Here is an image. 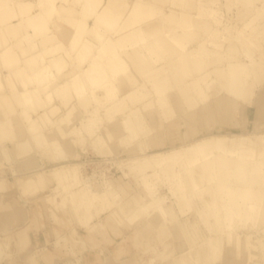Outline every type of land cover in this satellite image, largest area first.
<instances>
[{
	"label": "bare ground",
	"instance_id": "1",
	"mask_svg": "<svg viewBox=\"0 0 264 264\" xmlns=\"http://www.w3.org/2000/svg\"><path fill=\"white\" fill-rule=\"evenodd\" d=\"M163 1L0 0V164L5 157L3 149L11 148L8 150V152H12L11 157L18 159L30 155L34 151V146L28 136L39 141L42 150L46 154L49 153L54 162L58 161L56 165L65 163V160L71 155V146L66 134L67 128L72 122L84 120L82 122L84 133L89 137L95 134L93 131L94 114L91 113L84 117L79 111L78 104L74 101L81 100L79 106L82 108L93 100L101 106H106L119 98L117 97L118 91L122 92L131 85H138L137 71L140 75L149 71L151 74L154 71L157 72L159 66H164L163 64L168 60L170 54H178V67L184 77H192L194 72L197 73L188 81L189 91H183L180 98L181 101H190L192 104L190 107L193 110H196V106L206 102L204 108L206 117L203 116V118L207 120L205 122L209 129L216 126L239 128L237 121L233 119V115H238L241 118L243 125L241 128L244 132L251 130L255 126V121L253 124L249 122L248 117L245 116L244 107L240 104V99L244 96L248 81L256 77L259 72L253 55L245 51V63L231 57V61L224 70L225 85L218 92L217 90L214 92L215 96L212 102H209L208 94L211 84L216 83V80L212 81L210 72L203 71L204 60L210 52L208 45H211L213 50L220 51L224 48L227 38L222 37L219 29H212L209 31L211 38L208 40L205 38L204 40L196 39L191 18L182 13L171 12L173 10L169 11L170 14L168 12L161 19H157L160 15V3ZM216 1L200 0L199 3H207L209 15H212L215 12L209 5ZM166 2L174 7H180L182 4V0H166ZM257 9L258 13L264 11V4ZM203 14L205 12L200 7L198 15L202 16ZM215 22L217 23L216 20ZM172 81V75L167 73L159 79L147 81L144 85L147 90L136 88L128 94L127 99L123 102L127 108L133 104L145 102L141 108L139 106L137 113H134L135 120L133 122L136 125L141 124L138 121L144 118L162 119L164 116H171L170 110L164 106L168 100L166 95L174 87ZM151 91L154 94L153 97L149 96ZM119 101L121 100L119 99ZM119 101L112 104L111 116L115 115L114 112L119 110L122 105ZM157 110L160 111L158 115ZM259 116L258 120L264 123V113L260 112ZM191 119L192 115L189 114L185 117L184 124H187ZM129 135L131 136V132ZM129 135L124 137L127 138ZM195 135L196 131L190 130L187 141ZM223 142V138H217L213 144L214 151L223 156L233 157L237 154L255 153V156L251 157L253 168L250 179L242 176L230 180L233 172L230 173L228 169L224 168L223 174H218L219 171H215L214 168L216 161L206 158L209 165L204 169L206 179L204 182L211 184L216 182L215 179L220 182L218 188L222 190L219 192L225 194L227 202H222V204L212 202L214 205L210 204L209 206L207 204L208 211H212L214 215L202 218L203 216L200 214V218L211 235L219 234L223 236L224 241L220 246L215 244L208 247L202 252V258L197 257L191 262H188L189 260L184 257L164 263L167 257L174 253V248L169 247L164 252L157 253L155 257L149 253L148 263H145L154 264L158 259L160 264H208L209 262H219L218 255L221 253V264H232L233 260H237L238 257L242 259L243 254L255 256L259 258L256 260L257 264H264V137L257 138L250 135L242 137L233 149L227 147ZM203 143L202 141L196 146L185 149L186 153L190 155L184 163L187 167L194 165L198 147ZM152 157V164L156 166L163 164L162 155L155 154ZM23 166L34 169L37 162L35 159H28L25 164L17 166L15 173L13 172L16 177L19 176L14 189L22 198L34 197L43 192L47 183L53 184L54 188L53 193L45 197V199H49V202H54L56 194L61 192L69 194L67 203L62 200L66 205L71 201L78 203L79 199L86 198V195L80 197L71 191L81 182L76 167L69 169L57 167L50 171V176L47 177H43L38 170L34 175H31L32 177L29 176L30 178H20ZM9 187H11L9 183L0 180V194L8 191ZM144 189L152 197L154 190L152 185L145 186ZM86 191L90 201L87 200L88 203L85 205L89 208L95 202L94 200L98 199V195L92 191L90 185ZM109 192L110 194L105 195L111 197L112 200L120 196L118 191V196L111 189ZM81 193L82 190L79 194ZM182 196L186 203L187 197L184 194ZM136 199L141 204L142 196L138 194ZM70 205L72 204L70 203ZM60 206L59 209L64 205ZM56 207L54 208L56 209ZM157 208H159L158 203L146 202L139 209L140 212L144 211L149 213V216H154ZM61 210L60 212H62ZM80 210L81 207H74L75 218V214L77 216L83 214V212L79 214ZM82 210L84 211L83 208ZM120 212L126 216L124 220L126 223L123 224L125 230L140 221L137 208L129 212L121 211L120 208ZM182 212H185V209ZM29 216L28 211H25L19 202L11 204L0 202V230L4 232L7 229L20 227ZM74 216L72 217L74 218ZM81 216L83 219L85 218L83 215ZM81 218L78 217V219ZM81 221L82 219L79 222L81 223ZM248 223L252 229H255L254 237L244 238L242 227L245 229ZM86 224H83L82 227L89 229L90 225ZM25 227L21 231H17L16 241L20 240V242L15 247L12 246L11 238L5 239L7 249H0V264H52L49 256H40L41 250L35 251L34 248L28 250L29 246L34 244L26 242L25 238L28 237V233ZM248 228L251 231V228ZM235 231L239 234H232ZM143 232L145 231H142V234H144ZM201 232L199 229L192 233L200 237ZM92 233L94 234V232ZM68 234L62 245L68 252L65 257L70 260L74 253L83 252L87 247V242L78 240L79 243L77 242L78 237L72 233ZM202 236L206 237L205 234ZM113 237H116L115 233ZM103 241L113 246L112 254L107 253L105 261L110 259L112 264H119L123 256L130 253L126 243L122 246V242L119 240L116 242L108 238ZM137 241L134 245L140 247L141 242ZM74 244L75 246L81 244V248H75ZM161 244L158 246L157 243L156 246L159 248ZM29 251L34 252L36 256L25 258L24 254ZM199 252H196L197 256ZM93 261L99 263L96 257H93ZM69 264L72 263L69 262ZM88 264H92V262Z\"/></svg>",
	"mask_w": 264,
	"mask_h": 264
},
{
	"label": "rangeland",
	"instance_id": "2",
	"mask_svg": "<svg viewBox=\"0 0 264 264\" xmlns=\"http://www.w3.org/2000/svg\"><path fill=\"white\" fill-rule=\"evenodd\" d=\"M199 1L182 0L180 7H174L164 0L160 3V15H158L157 19H161L170 10H173L171 12L182 13L191 18L196 39L204 40L205 38V40H208L211 38V36L209 37V31L212 29H219L222 37L225 36L227 38L224 48L220 51L213 50V47L208 45L210 52L204 60L203 71L210 72L212 81L216 80V83L211 84L210 93L208 94L209 102H212L215 96L214 92L216 90L218 92L225 85L226 76L224 70L231 61V57H234L236 61L245 63V51L253 55L259 72L256 77L248 81L244 96L240 99V104L244 107V113L248 117L249 122L253 124L255 121V126L251 130L244 132L241 128L243 125L240 116L233 115V119L237 121L239 128L216 126L213 129H209L208 124L205 122L207 120L203 118V116L206 117V111L204 110L206 102L196 106V110H193L190 107L192 105L190 101H181L180 98L183 95V91L190 89L188 86L189 79L197 73L194 72L192 77H184L178 67V54H170L168 60L164 62V66H159L157 72L154 71L155 73L151 74V71H149L140 75L137 71L139 76L138 85H131L122 92L121 90L118 91L117 97L119 98L106 106H101L93 100V102H89L88 105L82 108L79 106L81 100L74 101V103L78 104L79 111L84 117L91 113L94 114L93 131L95 134L89 137L84 133L82 123L84 120L72 122L67 128L68 132L66 134L71 146V155L65 160V163L56 165L58 161L54 162L49 153L46 154L42 150L39 141L34 140L32 136H28V139L33 142L34 151L23 159L11 157L12 152H8L11 148L8 150L2 148L5 157L0 164V180L9 183L11 187L8 188V191L0 194V202L4 201L10 204L19 202V205L21 204V207L28 211L30 216L18 228L7 229L5 232L0 230V249H7L6 238H11L12 246L15 247L20 242V240L16 241L17 237L15 235L24 226H26L28 233V237L25 238L26 242L34 244L29 246L28 250L31 248H34L35 251L41 250L40 256H49V260L54 264H69V262L72 264H88L90 262L92 264H112L110 259L105 261V255L107 253L111 255L113 250V246L110 243H104L103 239L107 238L116 242L119 240V242H122V246L126 243V247L130 250V253L123 256L119 264H147L149 253L155 257L157 253L164 252L169 247L174 248V253L172 256L167 257L164 263L184 257L189 260L188 262H191L192 259H197V257L202 258V252L208 247L215 244L220 246L222 241H224L223 236L219 234L211 235L206 229L207 226H204L202 218L214 215L212 211H208V206L213 204L212 202L226 203L227 198L225 194L219 192L222 189L218 188L220 182L216 179V182L211 184L204 182L206 180L204 169L209 165L206 162V158H210V160L216 161L214 168L215 171H219L217 172L218 174H223L224 168L228 169L230 173L233 172L230 180H235L236 177L242 176L251 178V170L253 168V159L251 157H254L255 153L237 154L233 157L223 156L214 151L215 147L213 144L215 139L223 138V143L233 149L242 137L248 135L257 138L264 137V123L258 120V118L260 119V112L264 113V11L260 13L257 11V8L264 4V0H217L216 3L209 5L215 12L212 15H209L207 3H202V6ZM200 7L205 12L202 16L198 15ZM204 26L206 27L204 28ZM167 73L172 75L174 87L166 95L168 100L164 108L170 110L171 116H164L162 119L144 118L138 121L141 124L136 125L133 122L135 120L134 113H137L139 106L141 108L145 102L133 104L129 108L123 102L133 89L147 90L144 88L147 81L159 79ZM99 94L101 93L99 92ZM149 96H154L152 91ZM116 101H119L122 105L119 110L115 111L117 114L114 112L115 115L111 116L112 104ZM157 112L158 115L160 111L157 110ZM189 114L192 115V119L187 124H184L183 121ZM190 130H195L196 135L187 141V135ZM130 132L131 136L129 135ZM125 135L129 136L125 138ZM30 141L29 143H31ZM202 141L204 143L198 147L197 155L194 157V165L187 167L184 163L190 155L186 153L185 149L190 146H196ZM155 154L163 156L164 162L162 165L156 166L151 163L153 160L152 156ZM28 159H35L37 166L34 169L23 166L20 178H30L29 176L34 175L35 171L38 170L43 177H47L50 176L49 172L57 167H64L65 169L76 167L79 171L81 182L79 185L74 186L71 191L80 195V197H82L81 195H86V198L83 197V200L79 199L78 203L74 201L76 204L71 201L67 206L66 201L69 200V194L61 192L56 194L55 197L57 199L55 198L54 202H49V199L46 198L47 201L45 197L53 193L54 188L53 184L50 185L48 183L45 185L43 192L34 197L22 198L14 189L16 179L19 178L14 173L17 171V166L25 164ZM89 185L92 187V191L98 195V199L94 200L95 202L91 206L89 204L88 207H90L87 208L85 204L90 200H88L89 195L86 189L88 190ZM148 185H152L154 188L153 192L151 191L152 197L144 189ZM110 189L117 194L116 196H118L117 191L120 192V196L112 200L111 197L105 195L110 194ZM80 190H82L81 194H79ZM138 194L142 196L141 204L136 199ZM182 194L187 197L186 203ZM62 200H65L64 202L66 203H63ZM83 201L84 203H82ZM146 202L159 204L154 216H149V213L144 211L140 212L139 208ZM70 203L74 206L70 205ZM56 205L58 206L56 207ZM60 205H64V209L66 206L68 207L65 210L61 208L65 213L59 209ZM74 207H81V210L82 208L84 209V211H79V214L82 212L83 214H78L79 216L75 214L77 219L73 213ZM120 208L124 212L137 208L140 214V221L136 223L141 224V227L134 223L130 226V229L125 230L123 224L126 223L124 221L126 216L120 212ZM183 209H185V212H182ZM203 210L205 212H202ZM85 212L87 216H84ZM200 214L203 216H201L202 218H200ZM81 215L85 218L83 219ZM78 217L82 219V224L79 222L81 219H78ZM62 219L63 221H61ZM86 221H88L87 224ZM83 224L90 225L89 229L88 227L83 228ZM249 224L245 226V229L242 227L244 231L242 236L244 238L254 237L255 229H252ZM248 227L251 228V231ZM199 229L200 232L202 231L200 237L192 233ZM142 231H145L143 232L144 234H142ZM152 232L154 233L151 234ZM68 233L78 237L77 242H87V247L84 248L83 252L74 253L70 260L65 257L68 252L62 245L67 239ZM114 233L116 237H113ZM203 234L206 237H203ZM232 234L239 233L235 231ZM137 240L141 242L140 247L134 245ZM74 241L76 242V238ZM94 241L95 244H93ZM98 242L99 244H96ZM157 243L158 246L161 244L159 248L156 246ZM74 247L81 248V244H78V246L74 244ZM196 252H199L198 256ZM220 254L218 255L219 262H209L208 264H221ZM33 256L35 257L36 254L31 251L24 254L25 258ZM142 256L144 257L142 258ZM221 256L223 257L224 253ZM242 256V259L238 257L237 260H233L232 264L235 262L236 264L258 263L256 260L259 258L255 256L244 254ZM93 257H96L99 263H94ZM160 263L158 259L154 262V264Z\"/></svg>",
	"mask_w": 264,
	"mask_h": 264
},
{
	"label": "crops",
	"instance_id": "3",
	"mask_svg": "<svg viewBox=\"0 0 264 264\" xmlns=\"http://www.w3.org/2000/svg\"><path fill=\"white\" fill-rule=\"evenodd\" d=\"M37 155V154H36Z\"/></svg>",
	"mask_w": 264,
	"mask_h": 264
}]
</instances>
